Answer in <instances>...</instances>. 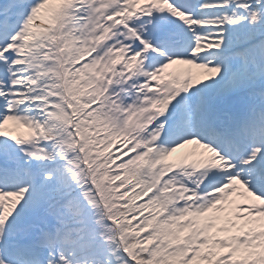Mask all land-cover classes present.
<instances>
[{"label":"snow or ice","instance_id":"snow-or-ice-1","mask_svg":"<svg viewBox=\"0 0 264 264\" xmlns=\"http://www.w3.org/2000/svg\"><path fill=\"white\" fill-rule=\"evenodd\" d=\"M0 264H264V0H0Z\"/></svg>","mask_w":264,"mask_h":264}]
</instances>
